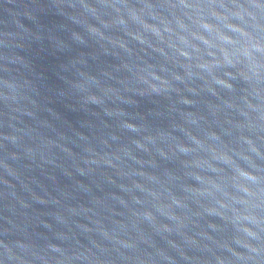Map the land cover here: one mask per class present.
I'll return each mask as SVG.
<instances>
[{
  "label": "water",
  "instance_id": "1",
  "mask_svg": "<svg viewBox=\"0 0 264 264\" xmlns=\"http://www.w3.org/2000/svg\"><path fill=\"white\" fill-rule=\"evenodd\" d=\"M245 58L264 0H0V264H264Z\"/></svg>",
  "mask_w": 264,
  "mask_h": 264
},
{
  "label": "clouds",
  "instance_id": "2",
  "mask_svg": "<svg viewBox=\"0 0 264 264\" xmlns=\"http://www.w3.org/2000/svg\"><path fill=\"white\" fill-rule=\"evenodd\" d=\"M254 6L257 7V8L262 7L261 4L254 5ZM251 51L253 53H256V49L255 48H252ZM245 59H247V58H245ZM241 62L242 61L238 59L236 61V64L234 65V67H236V65L239 64V63H241ZM247 62H248L247 63V67H248L249 72H251L252 73V76L256 77L257 80L259 81L261 79V75H260L261 70L264 69V64H261L258 60L257 61H252L250 59H247ZM252 76H246L245 78L246 79H251ZM53 250L54 251H59V249H53Z\"/></svg>",
  "mask_w": 264,
  "mask_h": 264
}]
</instances>
